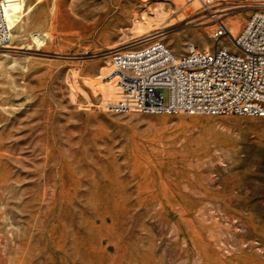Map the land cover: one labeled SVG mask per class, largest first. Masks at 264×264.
<instances>
[{"label":"rangeland","instance_id":"obj_1","mask_svg":"<svg viewBox=\"0 0 264 264\" xmlns=\"http://www.w3.org/2000/svg\"><path fill=\"white\" fill-rule=\"evenodd\" d=\"M0 7V264H264V118L112 107L111 53L233 49L251 0Z\"/></svg>","mask_w":264,"mask_h":264},{"label":"built area","instance_id":"obj_2","mask_svg":"<svg viewBox=\"0 0 264 264\" xmlns=\"http://www.w3.org/2000/svg\"><path fill=\"white\" fill-rule=\"evenodd\" d=\"M251 4L258 10L236 37L234 50L189 49L176 56L160 40L143 39L111 53V67L121 83L113 109L143 115L264 118V0ZM9 40L0 7V48ZM161 91L167 93L166 104Z\"/></svg>","mask_w":264,"mask_h":264},{"label":"bare ground","instance_id":"obj_3","mask_svg":"<svg viewBox=\"0 0 264 264\" xmlns=\"http://www.w3.org/2000/svg\"><path fill=\"white\" fill-rule=\"evenodd\" d=\"M202 1H203V0H202ZM204 1H205V0H204ZM203 5H204V4H203ZM204 6H205V5H204ZM2 14H3V13H2ZM241 31H242V30H241ZM240 33H241V32H240ZM240 33H239V34H240ZM239 34H238V35H239ZM238 35H237V36H238ZM237 36H236V37H237ZM236 37H230V39H231V44H232L233 49H229V48H226V47H224V48L229 49V50H234V47H235V42H234V41H235ZM167 47H168V46H167ZM168 48H169V47H168ZM216 48H217V47H216ZM216 48H215V49H216ZM189 49L197 50V49H195L194 47H188L187 50H189ZM215 49H213V50H215ZM213 50H211V51H213ZM204 51L211 52L210 50H204ZM173 53H174V52H173ZM174 54H175V53H174ZM175 55H176V54H175ZM176 56H179V55H176ZM110 61H111V60H110ZM110 66H111V64H110ZM111 68H112V67H111ZM112 71L114 72L113 68H112ZM114 73H115V72H114ZM213 117H217V116H213Z\"/></svg>","mask_w":264,"mask_h":264}]
</instances>
